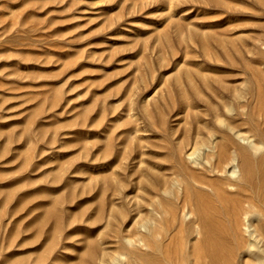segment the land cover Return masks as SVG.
Listing matches in <instances>:
<instances>
[{"label":"rangeland","instance_id":"1","mask_svg":"<svg viewBox=\"0 0 264 264\" xmlns=\"http://www.w3.org/2000/svg\"><path fill=\"white\" fill-rule=\"evenodd\" d=\"M227 122L263 160L264 0H0V264H189L190 171L222 262L256 264L236 250L244 208L264 263L260 169L238 189L188 158L196 125L209 159Z\"/></svg>","mask_w":264,"mask_h":264},{"label":"bare ground","instance_id":"2","mask_svg":"<svg viewBox=\"0 0 264 264\" xmlns=\"http://www.w3.org/2000/svg\"><path fill=\"white\" fill-rule=\"evenodd\" d=\"M224 106H225V103H224ZM214 107L216 106H213V109ZM217 111L219 110L216 107L215 109L216 121L220 123L224 122V120L221 119L218 114L220 112H217ZM206 125L208 126L207 123ZM236 125L237 124L233 125L232 123L227 122V125H226L227 131L222 136L224 141H220L218 145H216L215 143H213V141H211V143L215 144V146H213L215 149H214V152H212V155H209V153L207 154L209 155V159L199 157L201 154V150H202V153L204 150L206 151L208 150L207 149L208 147L203 146V145L209 144V143L206 144L207 140L205 141L204 140L205 138L203 137V134H204L203 129H204L205 124L196 125V128H195L196 131H194L196 132L195 133L196 135L194 138V132L192 133L193 138H194L192 140L193 141L195 140L194 144L196 146L202 145V147L200 146L199 149L197 148V150H194V153H191V154L189 153L188 155L189 157L188 156L187 157L189 158V160L191 158L194 159L193 164L198 167L202 164L207 165L206 168L209 167L210 173L215 175L216 180H221L224 183L227 182L230 185L232 184L231 182L234 181V185H236L238 189L239 188L246 189L248 187L255 188V185H253L254 175L257 172V170L260 169V171L262 172L264 176V159L263 160L259 159V161H257L256 163V160H255L256 158L254 159L253 152L250 149L246 147H242L240 146V144L239 145L237 144L236 138H238V136H240L241 133L239 132V129L236 128ZM205 128L208 129V127L206 126ZM190 129L192 128L190 127ZM207 129H205V131ZM209 129H208V132H209ZM188 137H187L188 140L185 139L184 142H182L183 145L184 143L185 145L187 144V146L190 145V143H188L187 141H189V139H191L192 136L191 137L188 136ZM212 137L215 138V134L211 136V138ZM211 138L209 139L211 140ZM252 146H253V151L256 152L257 150L263 147V143L260 142L259 144H254ZM191 147H192L191 149L193 150L194 146H191ZM230 148L234 149V152H238V149H239V152H238L239 155L236 156L234 153L233 155H230V154L228 155L227 150H229ZM192 159L190 160L191 162L190 164H192ZM239 172L241 174L240 178L238 180H234L233 179L234 176H236ZM225 173L229 174V176L231 177L225 176L224 175ZM205 180L206 178L205 177L203 178L202 175H198L195 172L190 171L189 174L185 175V178L181 179V182L179 180L176 181L178 184L179 191H180L179 193H177V198L179 199L180 196H182V200H181L182 206L177 205L178 207L177 209H175L173 213V220L176 221L179 218L182 221L184 219L187 220V217H190L191 215H194L196 217L195 222L194 220L192 222L194 226L186 228L187 229L186 236L188 237V239L190 240L192 238V240L194 239L197 242V243H194V245L192 246L191 252L194 256H198V258L195 257V261L189 262V264H225L222 262V259L226 258L229 249L224 245V243H222L221 240L217 239V235H216V238L212 235L211 229L214 231L215 224L211 220V217L209 216L208 211H207L210 207H208L205 204L204 195L202 194L201 190L200 191L197 190L198 187L196 189H193L194 191H192L191 189L193 187L195 188L198 184L205 185L206 184ZM183 182L186 183L184 184L185 186L183 185ZM262 183L264 184V182ZM262 183L260 185V189H262V185H263ZM197 191H199V193ZM255 216L256 214H253L252 212H250V210L248 209L245 210L243 208L242 211H240V213L236 215V220L233 219V222L236 225L235 227L236 235L238 236L240 234V231L243 233V235L241 236L240 242L238 243L236 247V250L240 253L242 252L241 254H243L244 256L251 255L255 257L256 264H264L263 261H258V259L260 258H258V253L256 252V249L260 247V242L257 241V234H258L257 232L259 231H257V229L254 228V224L250 223L252 219H254L253 217ZM245 221H248L249 224L245 223ZM202 249H203V253L201 254L200 251H202ZM118 260H119V257L115 258L114 262L117 263Z\"/></svg>","mask_w":264,"mask_h":264}]
</instances>
